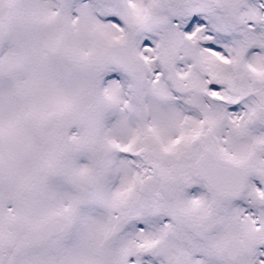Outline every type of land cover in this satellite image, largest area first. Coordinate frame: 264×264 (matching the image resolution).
Returning <instances> with one entry per match:
<instances>
[{
    "label": "snow or ice",
    "instance_id": "1",
    "mask_svg": "<svg viewBox=\"0 0 264 264\" xmlns=\"http://www.w3.org/2000/svg\"><path fill=\"white\" fill-rule=\"evenodd\" d=\"M0 264H264V0H0Z\"/></svg>",
    "mask_w": 264,
    "mask_h": 264
}]
</instances>
